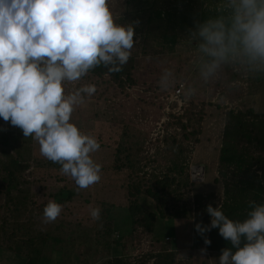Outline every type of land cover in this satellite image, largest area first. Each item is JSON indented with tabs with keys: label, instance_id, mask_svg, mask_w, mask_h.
Returning a JSON list of instances; mask_svg holds the SVG:
<instances>
[{
	"label": "trees",
	"instance_id": "1",
	"mask_svg": "<svg viewBox=\"0 0 264 264\" xmlns=\"http://www.w3.org/2000/svg\"><path fill=\"white\" fill-rule=\"evenodd\" d=\"M148 1L132 0L135 9L131 13H136L137 17L143 20ZM163 4L164 2L161 5ZM163 8H153L151 18L148 17L145 23L143 21L144 24L134 27L138 33H142L143 28L148 33L155 34V39L170 45L168 52L173 53L183 31L184 20L175 11ZM154 21L159 34L153 33L149 28ZM136 37L137 35L134 38ZM143 63L144 60L131 53L129 61L122 66L121 71L109 72L107 68L100 66L90 70L76 84V88H80V84L85 83V78L96 79L98 83L108 80L109 84L115 87L117 101L135 99L139 103L146 102L150 101L147 94L155 93L159 98L161 114H164L154 123V130L159 128V136H148L147 142L140 145L130 142L127 138L123 143H118L112 163L102 166V179L93 185L94 191L97 187H103L102 182L118 185L124 191L126 204L119 206L129 209L132 220L131 230L124 238L114 236L115 231L107 224L103 236L98 235L99 230L96 227L103 224L101 218L109 215L111 205L114 204L94 200L91 194H88L83 202H95V208L102 210L100 220L94 221L90 211L85 209L81 214L82 220L77 222L78 226L64 216H59L55 222L44 223L43 209L49 200L58 202L59 196L65 194L64 199L68 200L67 204L71 202L72 206L58 202L63 205V209L86 208L81 204L76 206L75 202H72L73 198L81 197L82 194L63 185L55 188L52 191L54 194L49 196L42 185L44 181L67 182L72 179L61 174L60 164L39 155L38 145L31 137L24 138L19 128L0 119V250L11 254L19 264H41L51 248L57 247L56 244H63L67 233L74 234L73 229L77 231V236L73 237L72 241L80 243L83 247V244L90 242V238L96 241L98 238L102 239L101 245L107 251L105 255H108V258L111 254L107 264H177L178 253L169 251L168 248L161 249L159 246L163 244L158 245V241H154V228L158 219L191 217L193 208L192 205L189 206L190 201L185 199L192 185L188 174V153H191V144L197 143L203 132L206 110L211 109V113H215L223 107L216 104L207 107L204 102L195 100L193 96L186 99L184 88L187 85L179 76L175 78L177 82L174 85L167 90L162 89L159 85L161 74L155 75L158 69L153 66L141 72V68L146 67ZM240 77L241 75L232 72L230 79L239 81ZM263 78L253 79L258 81ZM182 85L184 87L180 98L183 106L176 111L178 103L170 102V97L176 88ZM167 107H170L169 112ZM163 119L164 127L162 125L161 128L159 124ZM220 121L223 131L214 181L223 187L220 205L224 214L232 220L243 221L250 211L251 201L264 204V113L229 109L221 113ZM152 148L155 149L153 155L149 154ZM100 150H103V147ZM100 192H105V189H100ZM142 194L154 200L156 211H151L139 202ZM208 218L210 224L211 218ZM62 230L65 238L60 235ZM205 237L211 240L210 245L204 243ZM136 238H139L138 244L144 242L149 250L137 254L139 246L132 247L128 243L131 248L130 252L126 253V240ZM194 244L200 248L205 246L207 256L211 254L217 264L221 249L231 247L219 235L218 228L212 229L204 236L199 235ZM76 264H80L78 260Z\"/></svg>",
	"mask_w": 264,
	"mask_h": 264
},
{
	"label": "clouds",
	"instance_id": "2",
	"mask_svg": "<svg viewBox=\"0 0 264 264\" xmlns=\"http://www.w3.org/2000/svg\"><path fill=\"white\" fill-rule=\"evenodd\" d=\"M202 12L204 18L195 19L181 41L194 46L200 80L214 82L226 69L264 77V0H202ZM135 36L134 23L116 22L109 0H0V119L37 142L40 155L60 164L77 191L102 179V166L92 155L100 143L71 122L75 107L96 87L66 94L65 84L100 66L121 71ZM176 82L173 71L165 69L159 85L167 90ZM195 92L191 85L184 88L186 99ZM249 208L239 221L226 216L220 204H208L210 224H195L201 236L218 228L231 245L221 249L219 264H264V204L251 201ZM62 211V204L49 200L43 222H55ZM101 211L92 208L91 218L100 220ZM204 243L211 240L205 237Z\"/></svg>",
	"mask_w": 264,
	"mask_h": 264
},
{
	"label": "rangeland",
	"instance_id": "3",
	"mask_svg": "<svg viewBox=\"0 0 264 264\" xmlns=\"http://www.w3.org/2000/svg\"><path fill=\"white\" fill-rule=\"evenodd\" d=\"M163 2L164 4L161 5ZM161 7H164L163 9L166 10H173L179 17H182L184 20L182 27L184 28L179 35V41L173 53L168 52L170 45L155 39V34L148 33L143 28L142 30L144 31L142 33H138L135 30L137 37L134 38L135 43L131 53L140 60H144L143 65H146V67L141 68V72L146 68L155 66L158 69L155 75H162L165 69H171L175 78L179 76L180 79H184L187 86L191 85L196 88V92L193 95L195 100L204 102L207 107L211 106L210 104H216L221 105L223 108L216 110L215 113H211V109L206 110L207 113L202 128L203 132L199 137V141L191 144V153H188L190 154L187 163L188 174L193 186L191 185V191L185 199L190 201L189 206L192 205L191 217L158 219L154 228V241H158V245L159 243L163 244L159 246L161 249H175L179 246L183 248L179 253L177 264H217L211 254L207 256L205 253L202 254L201 252L194 251L200 247L196 244L192 247L191 243L195 241V235H200L195 229V224L202 222L204 225H208L209 214L205 211L207 205L212 204L213 207H216L222 200L223 187L214 181V176L217 175V157L223 131L220 121L221 113L229 111V109L240 111L253 110L264 113V78L252 81V83L249 81V84H242L244 88H240L233 86V80L230 79L234 71L226 69L225 74L214 82L204 83L200 80L198 70L193 62L195 59L194 46L182 45L181 41L183 35L186 33V29L193 25L194 20L204 18L202 0H149L148 9L144 14L145 16H143V20L138 18L136 13H131L135 9L132 0H109V9L113 12L117 23H120L119 20L122 21L120 24L134 23L135 26L142 25L150 17L151 13L154 12V9ZM149 28L153 33L159 34L155 21ZM85 79V83L83 85L80 84V87L89 84L95 85L96 91L91 96L85 95L84 102L75 107L71 122L80 127L83 132L93 135L100 143V149L103 147V150L99 149L96 153L92 154L93 159L97 163L101 166L110 165L114 153L117 151V144L123 143L122 141L126 140V138L130 142H136V145H140L143 142H147L148 136L158 135L157 130H154V123L160 120L164 114H161L159 98L156 97L155 93L153 95L148 93L147 98L150 101L146 102L139 103L135 99L117 101L114 92L115 87L109 84L108 80H101L98 83L96 79ZM77 82L65 84L66 94L78 89L76 88ZM164 121L165 119L161 122L159 121L161 128L162 125L164 127ZM123 134L129 136L126 137ZM37 145L39 148L38 143ZM154 152L155 149L153 148L149 150V154L151 155ZM193 167H201L204 170L205 176L203 177V181L198 183L192 181L191 170ZM42 185L46 188V193L49 196L54 194L52 191L55 188H60L63 185H66L67 189L71 191L82 194L81 197L73 198L72 202H75L76 206L82 205L86 208L63 209L60 215L61 217L64 216L75 226H78L77 222L82 220L81 217L83 215L81 214L85 212V209L90 211L92 208H95V202H83L84 198H87L88 194H91L94 200L99 199L109 204H114V206L111 205L109 215L106 218H101L103 224L96 227L99 230V236H103L105 224L113 228L115 231L114 236L119 235L124 238L130 232L132 227L131 215L128 208L119 206L126 204V199L123 196L124 191L118 185H108L102 182L103 187H97L95 191L94 186L77 191L74 180L67 182H58L57 180L50 182L47 180ZM100 189H105V192H100ZM64 192H66V189ZM65 197V194L59 196L57 201L66 204V206H72L71 202L67 204L68 200L64 199ZM139 202L151 211H156V204L151 197L142 194L139 197ZM72 211L74 212L71 214ZM84 221L85 216L83 218ZM73 232L74 234L67 233V238L64 239L65 241L62 245L56 244L57 247L51 248L41 264H76L77 260L80 264L82 262L83 264L85 262H89L90 264L109 263L107 260L111 257V254L107 258L108 255H105L107 251L103 249L100 242L101 238H98L97 241L90 238V242L83 244L85 245L83 247L80 243L72 241V238L77 236L75 229H73ZM60 235L64 236V230L60 232ZM137 239L139 238L126 240V250L128 251L126 253L130 252L131 246H139L136 251L137 254L149 250L147 244L144 242L138 244L139 241ZM0 264L19 263L16 262L11 254L0 250Z\"/></svg>",
	"mask_w": 264,
	"mask_h": 264
},
{
	"label": "built area",
	"instance_id": "4",
	"mask_svg": "<svg viewBox=\"0 0 264 264\" xmlns=\"http://www.w3.org/2000/svg\"><path fill=\"white\" fill-rule=\"evenodd\" d=\"M182 93V86H178L175 90V93L170 97V102H177L178 103V108L176 111H179L182 106H183V101L180 98V94ZM166 110L169 112L170 111V107H167ZM165 122V121H164ZM159 129V128H158ZM157 129V131H158ZM194 168V167H193ZM193 168L191 170V173L193 172ZM201 168V167H200ZM203 170V169H202ZM205 176V172L203 170L202 176L201 174H199V172L197 173V176L194 178L193 177V173H192V181L193 182H201L203 181V177Z\"/></svg>",
	"mask_w": 264,
	"mask_h": 264
},
{
	"label": "crops",
	"instance_id": "5",
	"mask_svg": "<svg viewBox=\"0 0 264 264\" xmlns=\"http://www.w3.org/2000/svg\"><path fill=\"white\" fill-rule=\"evenodd\" d=\"M240 75V74H239ZM239 80V85H236V86H238V87H242V88H244V86L242 85V84H249V81L252 83V81H255V79H253V78H249V77H246V76H243V75H241V77L238 79ZM243 80H246V81H243ZM215 177V176H214ZM197 235H195V241H196V239H197ZM167 240H169L168 238H166ZM195 241L193 242L192 241V243H191V246L193 247L194 246V243H195ZM203 248H205V246H203V247H201V248H199L198 249V252H201V249H203ZM169 249V251H175V252H177L178 253V256H179V253L183 250V248H181L180 246L178 247V248H175V249H172V248H168ZM187 250V249H186ZM206 255H207V252L205 253ZM178 263V262H177Z\"/></svg>",
	"mask_w": 264,
	"mask_h": 264
},
{
	"label": "bare ground",
	"instance_id": "6",
	"mask_svg": "<svg viewBox=\"0 0 264 264\" xmlns=\"http://www.w3.org/2000/svg\"><path fill=\"white\" fill-rule=\"evenodd\" d=\"M199 172V174H201L202 176V173H203V170L202 168H193V177L195 178L197 176V173Z\"/></svg>",
	"mask_w": 264,
	"mask_h": 264
}]
</instances>
